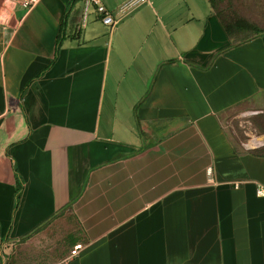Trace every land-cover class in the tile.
<instances>
[{
	"label": "crops",
	"instance_id": "0c3cea01",
	"mask_svg": "<svg viewBox=\"0 0 264 264\" xmlns=\"http://www.w3.org/2000/svg\"><path fill=\"white\" fill-rule=\"evenodd\" d=\"M69 1L0 0V264H264V28Z\"/></svg>",
	"mask_w": 264,
	"mask_h": 264
},
{
	"label": "rangeland",
	"instance_id": "374dc122",
	"mask_svg": "<svg viewBox=\"0 0 264 264\" xmlns=\"http://www.w3.org/2000/svg\"><path fill=\"white\" fill-rule=\"evenodd\" d=\"M215 8L218 10L219 15L227 24V26L235 32V27L238 24L245 22L251 23V26L258 28H264V2L262 0H215ZM238 33V32H235ZM250 28H246L240 32L239 35L247 36L252 35ZM237 133L243 136L245 126L247 123L244 122L243 126L239 122L234 123ZM249 137L245 142H249Z\"/></svg>",
	"mask_w": 264,
	"mask_h": 264
},
{
	"label": "built area",
	"instance_id": "2783aa9c",
	"mask_svg": "<svg viewBox=\"0 0 264 264\" xmlns=\"http://www.w3.org/2000/svg\"><path fill=\"white\" fill-rule=\"evenodd\" d=\"M19 5H21L24 9L28 10L33 7L39 0H15ZM87 3L91 4L95 13L99 16L100 20L107 26H113L115 23L114 18L108 12L105 7L104 0H86ZM146 1V0H140ZM210 172V171H209ZM81 244H77L70 251V255L74 256L81 249Z\"/></svg>",
	"mask_w": 264,
	"mask_h": 264
},
{
	"label": "trees",
	"instance_id": "16d2710c",
	"mask_svg": "<svg viewBox=\"0 0 264 264\" xmlns=\"http://www.w3.org/2000/svg\"><path fill=\"white\" fill-rule=\"evenodd\" d=\"M73 1H75V0H70L69 4L72 3ZM209 1L211 3V6L215 8V6H216L215 0H209ZM246 28H250L253 34H258V33L263 31V28L251 26V23H248V22H245L243 24H238V25H236V27L234 29H235V32H241L242 30H244ZM227 30L229 31V33L235 34V32L232 31V29H230L228 26H227ZM20 193H21V185H20V183H18L17 187H16V201L19 199Z\"/></svg>",
	"mask_w": 264,
	"mask_h": 264
}]
</instances>
